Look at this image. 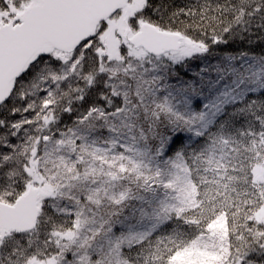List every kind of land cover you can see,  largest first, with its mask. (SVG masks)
Listing matches in <instances>:
<instances>
[{
	"label": "snow or ice",
	"instance_id": "obj_1",
	"mask_svg": "<svg viewBox=\"0 0 264 264\" xmlns=\"http://www.w3.org/2000/svg\"><path fill=\"white\" fill-rule=\"evenodd\" d=\"M0 264H264V0H0Z\"/></svg>",
	"mask_w": 264,
	"mask_h": 264
}]
</instances>
